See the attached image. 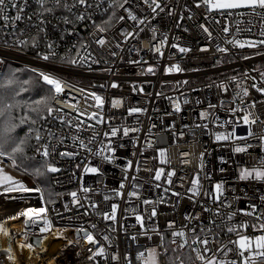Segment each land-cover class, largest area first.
<instances>
[{"label": "built area", "instance_id": "2783aa9c", "mask_svg": "<svg viewBox=\"0 0 264 264\" xmlns=\"http://www.w3.org/2000/svg\"><path fill=\"white\" fill-rule=\"evenodd\" d=\"M98 2L99 7L86 10L84 20H77L84 9L70 13L57 8L41 17L36 14L38 5L29 0L25 19L0 31V77L7 64H15L59 79L64 91L51 102L53 108L61 109L54 116L62 115L72 125L77 119L85 122L77 129L52 117L39 120L36 129H43L42 139L37 141L33 132L34 158L44 164L37 149L48 146V162L60 169L48 173L55 190L53 202H47L32 177L33 183L26 187L40 188L43 199L40 193L0 194V223L11 234V240L3 235L0 264H13L5 251L9 246L15 264H202L197 251L203 246L191 243L195 236L209 241V257L215 252L218 259L239 264L242 258L231 242L238 239V233L249 237L262 234L252 227L259 221L246 213L252 211V205L257 206L258 214L264 213V181L240 179V173L264 158L259 139L264 134V92L257 91L264 87V45L240 48L225 41L233 36L258 38L259 18L209 13L204 7L196 8L194 0H159L164 10L153 14L143 0H129L125 8L138 20H145L139 24L128 19L124 9L109 7L113 0H89L93 5ZM9 14L14 15L15 10L9 9ZM120 16L125 19L121 21ZM238 23L241 31L236 30ZM226 25L231 28L228 34L223 32ZM99 27L105 31L99 32ZM246 27H252V32L243 30ZM129 32L134 36L125 40ZM101 37L106 41L102 47L95 42ZM165 37L167 43L162 44ZM172 44L189 51L180 53ZM217 46L229 51H217ZM156 48L163 52L162 57ZM78 52L87 62H80ZM45 55L50 59L44 60ZM173 65H179L181 71L166 74L165 69ZM149 66L154 67V74L146 72ZM113 83L118 87L113 88ZM92 93L103 98L102 108L95 107ZM113 100L120 103L113 107ZM177 102L179 111L175 110ZM130 108L144 111L130 115ZM92 113H98L100 122L89 119ZM244 115L255 123L245 125ZM249 128L256 135L236 138L246 137ZM113 129L116 136L111 135ZM233 132L231 139H216ZM80 141L86 147L81 148ZM236 147L247 150L236 152ZM161 151L166 163L161 162ZM61 152L74 155L61 156ZM0 163L14 166L6 156H0ZM86 167L97 171L85 172ZM160 169L161 178L156 180ZM170 172L175 174L169 184ZM197 176L199 194L193 195L189 189ZM217 184L222 185L219 192ZM71 192H77L76 203ZM132 192L137 195L130 196ZM113 204L118 205L116 220L103 219ZM30 207L47 208L44 218L51 222L50 231L40 233L43 219L35 225H26L25 217L9 219ZM136 215L143 217V227ZM244 224L249 227H241ZM81 227L105 247V257L88 259L89 249L95 251L96 246L77 232ZM229 228L236 231L229 232ZM180 230L189 241L184 248L178 247L183 238L172 235ZM24 243L33 244V250L17 246ZM169 244L174 252L169 253ZM225 246L233 251H218ZM252 247L255 249V244ZM114 255L120 260H111ZM245 257L249 264H264V255L245 252Z\"/></svg>", "mask_w": 264, "mask_h": 264}, {"label": "snow or ice", "instance_id": "6c2138e0", "mask_svg": "<svg viewBox=\"0 0 264 264\" xmlns=\"http://www.w3.org/2000/svg\"><path fill=\"white\" fill-rule=\"evenodd\" d=\"M195 2V7L196 8H200V7H204L209 13L215 11V12H219L223 15L226 16H245L248 15L250 17H258L259 18V32H258V38L256 39H246V40H240L237 39L235 36H233L231 39H226L225 43L226 44H230L233 46H238L240 48L243 47H251V48H255V47H259L264 45V0H194ZM34 3H36L38 5V13H36L39 16H44L45 14H51L54 13V11L57 8H64L65 10H67L68 12H72L73 9L75 8H79V9H84L85 12H82L81 14L76 16L77 20H84L86 18V10L88 8L91 7H99V2L96 5L90 4L89 0H72L71 3L68 2V0H34ZM143 3L149 7L152 11L153 14H156L158 10L163 11V7L161 6V3L159 2V0H143ZM129 4V0H122V2H120V0H113L112 4L109 5V7H119L121 9H124L127 13H128V19L132 20V21H138L139 24H143L145 22L144 19H139L136 15H134L130 8H125V5ZM51 5V6H49ZM29 7V0H0V31L3 30L4 27H10L13 24H16L17 22H20L22 20L25 19V16L23 15L26 11V9ZM9 9L15 10V14L14 15H10L9 14ZM114 15V13H113ZM183 17H181L182 19ZM28 20H31L32 17L29 16L27 17ZM119 19L122 21L125 19L124 16H120ZM65 22H69L67 17H65ZM40 23L43 24L44 21L40 20ZM249 24H252V21L249 20L248 22ZM204 30V32H208V28L204 27L203 25L201 26ZM42 30V29H41ZM237 31H241L240 27H239V23L237 24ZM248 31L249 33L252 32V27H246L245 29ZM99 32H104L105 29L103 27H99L98 28ZM223 32L228 34L231 32V28L230 26L226 25L223 28ZM134 33L133 32H129L127 34V36L125 37V40H127L129 37H133ZM209 37H211V33H209ZM34 44H35V38H33ZM99 46H103L106 41L103 37L98 38L95 41ZM162 44H166L167 43V38L165 37L164 41L161 42ZM52 46L49 45V48H51ZM86 48V46H84ZM117 47H119V45H117ZM171 47L173 48H177L178 51L180 53H186L189 51L188 48L185 47H180L176 44H172ZM217 51L220 52H228L229 49L227 47H219L217 46ZM156 52L162 57L163 56V52L160 51L159 48H156ZM50 55H55V53H50ZM50 55H45L43 56L44 60H48L50 59ZM113 55H115V53H113ZM77 57L80 60L81 63H85L87 62L86 58L84 57H80L79 52L77 53ZM247 58V57H246ZM96 62V61H94ZM70 63H77V60H71ZM181 69L179 67V65H173V66H169L165 69L166 74L168 73H172V72H180ZM33 72H36L39 80L43 82V84L47 85L49 87V93L50 95L47 98L44 99H40V100H36L34 101V103L37 105L36 108H32V111L36 112L37 115L39 116L40 119L43 120H47L49 117H52L54 119H59L61 123H66L69 124L71 126L76 127L77 129L80 128L81 125H83L85 122L78 120L75 125H72V121L71 120H67L65 119L64 116H54V113H58L61 112V109H56L53 108L52 106H50V101L56 99V97H58L60 94L63 93L64 88L62 86V82L49 75L46 74L45 72L42 71H38L33 69ZM147 73H151L154 74L155 73V69L152 66H149L146 69ZM262 76H264V73L261 74ZM7 79V83L6 84H0V87H10L13 84H17L18 85V89L15 90V96H19L22 92H27L29 91V85L32 83L29 80H24L22 82L18 81L14 74H10L9 77L6 78ZM236 78L233 77V80H235ZM186 83V82H185ZM113 88L118 87L117 84L113 83L111 85ZM252 87L256 88V84L254 83L252 85ZM135 87H134V91H135ZM140 91H143V89L141 88ZM257 91H261L264 92V87L261 88H257ZM244 95H247V89H243ZM92 98L95 101V107L100 109L103 107L104 104V100L101 96L96 95L95 93H92ZM14 99V97H13ZM171 99V98H170ZM186 102V101H185ZM19 102H17L18 104ZM120 102L113 100L112 104L113 107L117 106ZM0 105H3V107H0V118L3 119V126L0 127V156H6L11 160V163H13L14 165L16 164V160L13 156H8V153L5 151V144L8 143V141L11 139V133L15 130V128L18 126L16 123L12 122V118L9 115V110L12 109L13 107H15L16 105L12 104V103H5V100L3 97H0ZM46 110L47 115L43 116L40 115L43 111ZM175 110L179 111L180 110V104L177 102L175 103ZM129 114H134V113H140L143 112L144 109H140V108H130L129 110ZM79 115H84V113H79ZM201 116L204 117L206 116V113H201ZM89 119H96L97 122H100V118H98V113H92L89 116ZM243 123L245 125L251 124V123H255L254 120L249 119L248 115H244L242 117ZM32 125H35L37 123V121L35 119H30L29 116L25 115L22 119H20L19 124H25L27 122H29ZM91 126V125H89ZM43 129H31V131H33L35 133V139L37 141H40L42 139L41 136V131ZM124 135L128 134V130L125 129L124 130ZM107 135V134H106ZM112 136H116L117 135V130L113 129L111 132ZM234 135V132L230 135H217L216 139L217 140H228L231 139L232 136ZM256 135L255 133H253L251 131V129L249 128V131L247 133L246 137H236L237 139H247L248 137H252ZM259 139L262 143V145H264V134H261L259 136ZM25 140H20L19 143H16L14 147L11 148V153L12 154H17V153H23L24 151V147L23 145L25 144ZM80 147L84 148L86 147V145L84 144L83 141H80ZM246 147H236L235 151L236 152H243L246 151ZM38 153L45 158L44 160V164L41 166V168H38L35 172V175L40 177V176H44L46 173H57L60 171L59 168L55 167L53 164L49 163L47 158L50 156V152H49V147L48 146H42V151L41 149H37ZM61 156H72L74 155L73 153H69V152H61L60 153ZM161 155V162L162 163H166L167 161L165 159H163L165 153L164 151L160 152ZM105 159H111L110 157H105ZM85 172H96L97 169L96 168H85L84 169ZM163 172V169H160L156 172L155 175V179L156 180H160L161 178V173ZM174 172H170L168 173V183H171V176L174 175ZM250 178H254L257 181H264V158L259 160V164L257 166H254L251 169L245 168L241 171L240 173V179H250ZM192 187L189 189V192L193 193V195H198L199 191H198V186H199V176H197L196 178H194L192 180ZM121 188H123V184L121 185ZM216 191L219 192L222 188L221 184H217L215 185ZM0 189H2V193H12V192H19V193H40L41 199H43V192L41 191L40 188H28L26 187L23 183H20L19 181H16L13 179V177L11 175H6L2 173V170H0ZM84 192H88L89 189L88 188H84L83 189ZM165 191H167V189H165ZM69 195H71V197L73 198V202L76 203L77 202V192H71ZM117 196H121L122 193L121 192H116ZM130 196H136L137 193L136 192H132L129 193ZM173 195H177L179 196V193H173ZM51 194H49V200L47 201L48 203H52L53 201L51 200ZM15 197H9V199H14ZM105 199H109V197H105ZM218 199V197H217ZM144 203H150V201H144ZM65 207H67V205H65ZM93 208L96 207L95 204L92 205ZM117 208L118 205L113 204L111 206V213H104L103 219L105 220H111V221H115L116 220V213H117ZM252 211L248 212L246 214L248 215H252L254 216V218L259 221L258 226L257 225H252V227L256 228L257 231L261 232L262 234L257 235L255 237H249L246 235H241L238 233V239L236 241H232L231 243L235 246V250L237 252V255L239 257H241L242 259L239 261V264H249V257H245V252H249L250 255H254V254H259V255H264V251H259L257 253L256 250H264V213H260L258 214V209L256 205H252L251 206ZM47 212V208L46 207H40V208H34V207H30L27 208L19 213H17L15 216L10 217L9 219H18L19 217H25V224H39V222L43 219V227H40L39 231L40 233H46L48 231H50V229L52 228L51 222L44 218V214H46ZM156 215V211L155 209L152 210L151 212V216H155ZM136 220L137 222L141 225V227H143V217L141 215H136ZM96 225L93 224L92 228H95ZM241 227L247 228L249 227V225L244 224L241 225ZM115 229H113L114 231ZM229 232H233L236 231V228H229L228 229ZM78 233H83V239L87 241L88 244L90 245H94L95 247V251H92L91 249H89V251L91 252V254L88 256V259L90 261H96L97 257H105L106 252H105V247L103 245H100L99 242L95 239V237L93 236V234L91 232H88L85 228L81 227L79 229H77ZM192 232L195 233V229H192ZM0 234L4 235V236H8L11 240V234L10 232L5 228L4 224L0 223ZM25 237L27 238L28 233L25 232L24 233ZM173 237H180L183 238L179 244L178 247L179 248H184L186 245H188L189 241L186 238V232L184 230H180V231H173L172 232ZM104 240H109L108 236H104L103 237ZM133 239H135V237H133ZM37 244L41 243V240L38 238L36 241ZM73 241H68V244L71 245L73 244ZM75 243H79V241H76ZM173 243L176 244L177 241L174 239ZM192 244H200L203 247L201 248V250L197 251L196 249H193V251H197V255L200 256L201 262L202 264H238L237 261L234 260H220L216 257L215 252L212 253V256L209 257L207 255V253L212 252L211 249L207 248V245L209 243V241L207 239H200L199 236H195L192 241ZM253 244H255V249H253ZM20 249H24L27 248L30 251L33 250V244L31 243H24V244H19L17 245ZM7 255V259L10 261H13V264H15V256L12 253V248L11 246H9L7 249H5ZM218 251L224 252L225 254L230 253L233 251V249L231 248H227V246H225L222 249H219ZM111 260L113 261H119L120 257L117 255L111 256L110 257ZM125 260H127V257H125Z\"/></svg>", "mask_w": 264, "mask_h": 264}, {"label": "trees", "instance_id": "16d2710c", "mask_svg": "<svg viewBox=\"0 0 264 264\" xmlns=\"http://www.w3.org/2000/svg\"><path fill=\"white\" fill-rule=\"evenodd\" d=\"M10 74H14L15 78L20 82L29 80L32 83L28 86L29 91L22 92L19 96H15V90L18 89L17 84H13L10 87H0V97L4 98L5 103H12L16 105L9 110V115L12 118V122L18 125L11 133V139L7 144H5V151L8 153V156H13L15 158L16 164L13 165L25 173L28 172L26 174L32 176L35 179V181L42 187L44 194L46 195L45 188H48V186L52 187L51 180L48 173L40 177L35 175L36 170L38 168H41L43 163L37 161L34 158L33 131H31V129H36L37 124L40 120L37 113L32 111V108L37 107L34 101L47 98L50 95L49 87L39 80L36 72H33V70H30L26 67L15 64H7L4 72L0 77V84H6V78L9 77ZM17 102L19 103L17 104ZM51 102L52 100L50 101V106ZM0 107H3V105H0ZM44 113H46V110L43 111L40 115H43ZM25 115L29 116L30 119H35L37 123L35 125H32L29 121L25 124H19L20 119H22ZM2 126L3 119L0 118V127ZM20 140L26 141L23 145V153L12 154L11 148L14 147L16 143H19ZM168 251L169 253L174 252V248H172L170 244L168 246Z\"/></svg>", "mask_w": 264, "mask_h": 264}, {"label": "rangeland", "instance_id": "374dc122", "mask_svg": "<svg viewBox=\"0 0 264 264\" xmlns=\"http://www.w3.org/2000/svg\"><path fill=\"white\" fill-rule=\"evenodd\" d=\"M0 164H2V165H6L5 163H0ZM9 169H6V168H2V169H0V170H2V173L3 174H6V175H11L12 177H13V179L14 180H16V181H19L20 183H23L25 186H30L33 182H32V180L27 176V175H25V174H21L20 172H18L16 169H13L11 166L10 167H8ZM34 172V171H33ZM26 173H28V172H26ZM30 176V175H29ZM30 177H32V176H30ZM33 178V177H32ZM51 185H52V183H51ZM54 187L52 186H48V188H45V190H46V195H45V198H46V200L48 201V199H49V194H51V199L53 200V198H54V195L53 194H55L54 193V189H53ZM47 196V197H46Z\"/></svg>", "mask_w": 264, "mask_h": 264}, {"label": "crops", "instance_id": "0c3cea01", "mask_svg": "<svg viewBox=\"0 0 264 264\" xmlns=\"http://www.w3.org/2000/svg\"><path fill=\"white\" fill-rule=\"evenodd\" d=\"M8 167H10V165H2V164H0V169H2V168H6V169H9ZM13 169H16L18 172H20L21 174H25V175H27L30 179H31V177L28 175V174H26L25 172H23V171H21L20 169H18V168H16L15 166H11ZM32 180V179H31ZM32 182H33V180H32Z\"/></svg>", "mask_w": 264, "mask_h": 264}, {"label": "bare ground", "instance_id": "6f19581e", "mask_svg": "<svg viewBox=\"0 0 264 264\" xmlns=\"http://www.w3.org/2000/svg\"><path fill=\"white\" fill-rule=\"evenodd\" d=\"M0 246H3V235L0 234Z\"/></svg>", "mask_w": 264, "mask_h": 264}, {"label": "water", "instance_id": "95a60500", "mask_svg": "<svg viewBox=\"0 0 264 264\" xmlns=\"http://www.w3.org/2000/svg\"><path fill=\"white\" fill-rule=\"evenodd\" d=\"M38 238H34L35 241H37Z\"/></svg>", "mask_w": 264, "mask_h": 264}]
</instances>
